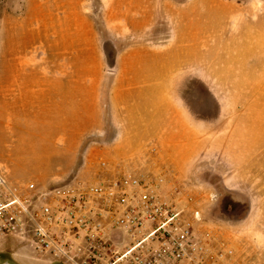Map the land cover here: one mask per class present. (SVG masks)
Wrapping results in <instances>:
<instances>
[{"label":"rangeland","instance_id":"obj_1","mask_svg":"<svg viewBox=\"0 0 264 264\" xmlns=\"http://www.w3.org/2000/svg\"><path fill=\"white\" fill-rule=\"evenodd\" d=\"M151 143L178 172L169 191L264 264V0H0L10 184L91 181ZM20 241L3 235L0 264H61Z\"/></svg>","mask_w":264,"mask_h":264},{"label":"built area","instance_id":"obj_2","mask_svg":"<svg viewBox=\"0 0 264 264\" xmlns=\"http://www.w3.org/2000/svg\"><path fill=\"white\" fill-rule=\"evenodd\" d=\"M1 168V167H0ZM0 169V239L61 264H244L170 184L175 165L149 144L127 165L102 160L91 181L34 193Z\"/></svg>","mask_w":264,"mask_h":264},{"label":"crops","instance_id":"obj_3","mask_svg":"<svg viewBox=\"0 0 264 264\" xmlns=\"http://www.w3.org/2000/svg\"><path fill=\"white\" fill-rule=\"evenodd\" d=\"M173 164V163H172ZM0 243H2V239H0ZM12 258L14 259V260H18V259H20V255L17 253V252H13L12 253Z\"/></svg>","mask_w":264,"mask_h":264}]
</instances>
